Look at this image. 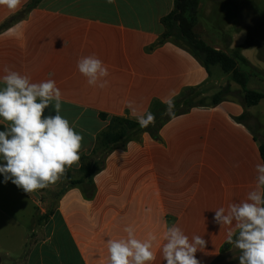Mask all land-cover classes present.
<instances>
[{"label":"crops","instance_id":"obj_1","mask_svg":"<svg viewBox=\"0 0 264 264\" xmlns=\"http://www.w3.org/2000/svg\"><path fill=\"white\" fill-rule=\"evenodd\" d=\"M29 2L21 0L15 11L0 6V25ZM239 3L236 10L230 0H200L192 30L209 46L237 51L248 63L242 66L247 88L264 93V0ZM172 9L173 0H40L0 31V88L8 67L32 82L52 79L60 89V114L83 137L80 160L65 171L75 178L110 118L137 121L129 102L143 114L166 105L172 90L174 100L195 89L196 104H204L170 117L156 138L143 132L112 151L93 177L90 199L68 188L46 212L60 179L27 193L0 174V264H109L107 241L126 238L128 226L141 240L156 235L152 264H166L160 249L173 224L189 239L206 241L195 254L200 264H217L231 246L227 233L234 225L221 228L214 210L245 200L256 187L264 100L242 106L233 96L242 97L240 87L218 65L205 68L172 40L156 45L164 33L160 20ZM92 55L109 72L103 89L88 85L77 68ZM225 86L229 94L210 105ZM243 114L245 125L234 120ZM44 115H55L52 106ZM7 124L0 118V131Z\"/></svg>","mask_w":264,"mask_h":264},{"label":"clouds","instance_id":"obj_2","mask_svg":"<svg viewBox=\"0 0 264 264\" xmlns=\"http://www.w3.org/2000/svg\"><path fill=\"white\" fill-rule=\"evenodd\" d=\"M114 3V0H107ZM21 0H0V6L15 11ZM78 71L88 85L103 89L109 75L108 69L96 56L82 57L77 61ZM4 87L0 88V118L8 122L0 131V174L4 183L9 180L18 188L31 193L55 184L66 171L80 160L82 135L62 117L61 91L52 79L32 82L28 76L4 69ZM175 91L162 101L166 114L172 115ZM52 106L55 115H44ZM131 114L141 127L154 124L153 113H138L128 103ZM256 187L245 200L231 203L215 211L213 221L221 226H233L227 233V243L241 251L239 264H264V163L255 165ZM126 238L109 239L107 250L109 264H152L156 260L153 243L157 237L149 233L147 239H138L135 229H124ZM235 236V239L233 238ZM160 249L166 264H200L197 251H203L206 241L200 235L191 239L177 225L168 227Z\"/></svg>","mask_w":264,"mask_h":264},{"label":"trees","instance_id":"obj_3","mask_svg":"<svg viewBox=\"0 0 264 264\" xmlns=\"http://www.w3.org/2000/svg\"><path fill=\"white\" fill-rule=\"evenodd\" d=\"M39 1L40 0H30L20 12L11 16L0 25V31L22 20L29 11L36 7ZM199 1L200 0H173L172 11L160 20L164 27V33L160 36L156 45H161L168 40H172V42L178 44L180 47L185 48L194 58L199 60L205 68L218 65L224 73L230 74L231 80L240 87L243 93L241 97L242 106L250 107L256 105L259 101L264 100V93L247 88L248 74L242 70V66H248V63L237 51L225 53L217 51L193 32L192 27L197 14ZM186 92L187 96H193L180 102H174V104L177 105L174 106L172 115L166 114L165 110L163 112L160 111L162 107H167V105H155L151 111L156 117L155 123L149 124L147 127H141L137 121L117 117L110 118L106 129L96 138L95 148L90 157L82 159L78 170L79 176L76 179H72L67 172L61 176V178H69V180L68 185L59 192L58 197L62 195L66 189L76 187L80 189L85 198H92L95 192L93 177L103 169L104 161L112 151L124 149L129 141L137 140L139 135L143 132H147L153 138H156L158 129L162 123L166 122L170 117L183 114L193 107L204 105L196 104L200 103L201 100H197L196 102L192 100L193 97L197 96V90L188 89L182 94ZM182 94H180V96ZM228 94L229 87H223L212 96L210 105L214 106L219 104ZM176 99H174V101ZM245 116L246 114H243L234 120L239 124L245 125ZM99 117L102 120H106L104 114H100ZM258 149L262 162L264 163V136L259 141Z\"/></svg>","mask_w":264,"mask_h":264},{"label":"rangeland","instance_id":"obj_4","mask_svg":"<svg viewBox=\"0 0 264 264\" xmlns=\"http://www.w3.org/2000/svg\"><path fill=\"white\" fill-rule=\"evenodd\" d=\"M231 1V5L232 7H234L236 10L240 9V3L239 0H230ZM191 96V95H190ZM190 96H187V92L182 94L181 96H179L174 102H180L184 99H187L188 97L190 98ZM193 96V95H192ZM191 96V97H192ZM234 97H237V99H239L240 101H242V98L239 95H234ZM195 102L198 100L197 96L193 97V99ZM177 104H174V106ZM260 109L264 108V105H261L259 107ZM166 110V107H162L160 109V111H164ZM261 118L264 120V116H261ZM68 175L72 178V179H76L74 176H72L70 173H68ZM68 180L69 178H61V184L59 187L52 189V192H49V196L47 197V202H46V212L50 211L51 209H53L56 200L58 199V194L59 192L68 185ZM232 246V247H231ZM227 250L222 252V256L220 257V259L217 261V264H239V259L238 257L241 254V251L236 248L235 246L231 245Z\"/></svg>","mask_w":264,"mask_h":264},{"label":"water","instance_id":"obj_5","mask_svg":"<svg viewBox=\"0 0 264 264\" xmlns=\"http://www.w3.org/2000/svg\"><path fill=\"white\" fill-rule=\"evenodd\" d=\"M213 49L217 50V51H221V52H224L225 51L223 49H221L219 46H211Z\"/></svg>","mask_w":264,"mask_h":264}]
</instances>
